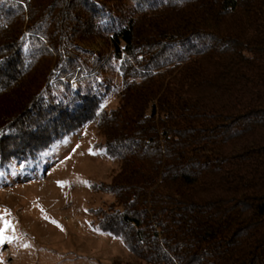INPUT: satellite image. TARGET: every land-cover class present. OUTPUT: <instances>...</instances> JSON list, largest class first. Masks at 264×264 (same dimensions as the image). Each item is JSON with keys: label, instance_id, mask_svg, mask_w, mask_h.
Returning <instances> with one entry per match:
<instances>
[{"label": "trees", "instance_id": "1", "mask_svg": "<svg viewBox=\"0 0 264 264\" xmlns=\"http://www.w3.org/2000/svg\"><path fill=\"white\" fill-rule=\"evenodd\" d=\"M0 78V171L94 123L99 230L142 264H264V0H0Z\"/></svg>", "mask_w": 264, "mask_h": 264}, {"label": "rangeland", "instance_id": "2", "mask_svg": "<svg viewBox=\"0 0 264 264\" xmlns=\"http://www.w3.org/2000/svg\"><path fill=\"white\" fill-rule=\"evenodd\" d=\"M92 43L104 47L99 38ZM117 103L113 94L102 108ZM39 122L33 118L27 133ZM118 169L96 125L87 123L36 163L0 171V264H142L97 226L95 214L113 201L105 190Z\"/></svg>", "mask_w": 264, "mask_h": 264}, {"label": "snow or ice", "instance_id": "3", "mask_svg": "<svg viewBox=\"0 0 264 264\" xmlns=\"http://www.w3.org/2000/svg\"><path fill=\"white\" fill-rule=\"evenodd\" d=\"M8 225L6 224V227H7ZM0 239H4V237H3V232L2 231H0Z\"/></svg>", "mask_w": 264, "mask_h": 264}]
</instances>
